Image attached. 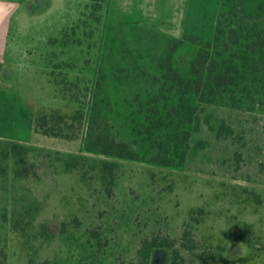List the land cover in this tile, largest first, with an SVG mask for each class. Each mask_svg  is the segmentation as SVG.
Wrapping results in <instances>:
<instances>
[{
  "label": "rangeland",
  "instance_id": "rangeland-1",
  "mask_svg": "<svg viewBox=\"0 0 264 264\" xmlns=\"http://www.w3.org/2000/svg\"><path fill=\"white\" fill-rule=\"evenodd\" d=\"M218 6L0 0V205L9 207L0 246L9 264H139L143 239L154 236L173 246L155 248L150 264H225L223 256L264 264V94L201 104L182 166L84 149L91 108L98 114L104 107L113 135L128 134L125 103L150 85L139 74L155 71L153 58L174 38L198 25L209 32ZM179 49L185 64L194 46ZM77 109L85 116L71 129L75 137L37 132L31 121ZM15 142L34 147L32 169L3 156ZM102 160L116 164L111 192ZM94 228L106 239L100 251Z\"/></svg>",
  "mask_w": 264,
  "mask_h": 264
},
{
  "label": "trees",
  "instance_id": "trees-1",
  "mask_svg": "<svg viewBox=\"0 0 264 264\" xmlns=\"http://www.w3.org/2000/svg\"><path fill=\"white\" fill-rule=\"evenodd\" d=\"M218 7L209 32L205 26L198 25L194 33L174 38L165 51L153 58L155 71L148 76L144 72L139 74L150 85L136 99L125 103L123 119L128 134L113 135L102 112L101 104L107 103L98 96L96 101L102 108L98 114L94 113L95 107L91 108L93 120L84 141L86 151L182 166L192 146L201 104L221 98L236 100L239 92L249 98H254L256 93L264 94V0H219ZM185 43L193 45L194 51L183 64L178 53ZM84 116L83 109L72 114L53 110L40 113L31 121L37 132L71 138L75 137L71 132L75 121ZM32 149L33 146L15 142L2 153L6 158L14 155L17 166L24 171L32 169L27 160ZM115 171V162L101 161L100 174L108 192L113 190ZM8 220L9 207L0 205V222ZM14 225L22 224L15 219ZM91 236L100 251L106 242L102 232L94 228ZM172 246L168 239L158 236L143 239L140 250L145 260L139 264H150L155 248ZM248 260V257L240 260L222 257L225 264H243ZM0 264H9L6 246H0Z\"/></svg>",
  "mask_w": 264,
  "mask_h": 264
}]
</instances>
